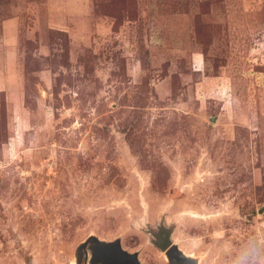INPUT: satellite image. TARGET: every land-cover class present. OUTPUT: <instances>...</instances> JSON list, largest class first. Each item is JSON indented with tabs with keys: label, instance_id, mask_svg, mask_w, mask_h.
<instances>
[{
	"label": "rangeland",
	"instance_id": "374dc122",
	"mask_svg": "<svg viewBox=\"0 0 264 264\" xmlns=\"http://www.w3.org/2000/svg\"><path fill=\"white\" fill-rule=\"evenodd\" d=\"M164 214L200 264H264V0H0V264L91 235L169 264Z\"/></svg>",
	"mask_w": 264,
	"mask_h": 264
},
{
	"label": "water",
	"instance_id": "95a60500",
	"mask_svg": "<svg viewBox=\"0 0 264 264\" xmlns=\"http://www.w3.org/2000/svg\"><path fill=\"white\" fill-rule=\"evenodd\" d=\"M214 121L217 120L213 119ZM163 215L158 221L167 223V240L165 243L152 241L162 252L166 253L169 264H200L201 260L186 254L173 239L176 225L167 222V216ZM156 226V225H155ZM155 226L148 225L149 228ZM147 235V229L143 230ZM122 237L107 241L96 235H91L86 241L82 242L76 250L74 264H145L140 259V253L130 252L123 247ZM169 246H173L172 253H167Z\"/></svg>",
	"mask_w": 264,
	"mask_h": 264
},
{
	"label": "flooded vegetation",
	"instance_id": "af4514ba",
	"mask_svg": "<svg viewBox=\"0 0 264 264\" xmlns=\"http://www.w3.org/2000/svg\"><path fill=\"white\" fill-rule=\"evenodd\" d=\"M167 228H169L167 223H160L159 221H157L156 226L154 228L152 227L147 229L149 241L153 243L156 240L160 243H165V241L167 240ZM172 249L173 246H169L166 252L172 253Z\"/></svg>",
	"mask_w": 264,
	"mask_h": 264
},
{
	"label": "bare ground",
	"instance_id": "6f19581e",
	"mask_svg": "<svg viewBox=\"0 0 264 264\" xmlns=\"http://www.w3.org/2000/svg\"><path fill=\"white\" fill-rule=\"evenodd\" d=\"M179 215V214H178Z\"/></svg>",
	"mask_w": 264,
	"mask_h": 264
}]
</instances>
